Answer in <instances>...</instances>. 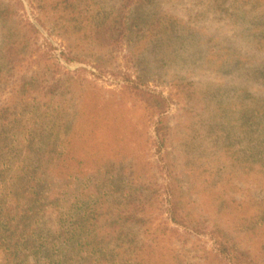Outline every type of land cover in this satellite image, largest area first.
<instances>
[{
  "label": "rangeland",
  "instance_id": "obj_1",
  "mask_svg": "<svg viewBox=\"0 0 264 264\" xmlns=\"http://www.w3.org/2000/svg\"><path fill=\"white\" fill-rule=\"evenodd\" d=\"M24 1L55 44L23 0H0L3 161L14 162L28 137L63 149L70 180L82 163L73 179L113 182L98 224L123 226L124 249L145 243V264H229L213 255L208 232L157 228L168 163L193 224L219 227L264 264V0ZM92 18L112 23L118 40L91 42ZM17 33L28 40L9 47ZM124 84L162 94L167 109L153 113ZM145 223L158 233L151 245Z\"/></svg>",
  "mask_w": 264,
  "mask_h": 264
},
{
  "label": "trees",
  "instance_id": "obj_2",
  "mask_svg": "<svg viewBox=\"0 0 264 264\" xmlns=\"http://www.w3.org/2000/svg\"><path fill=\"white\" fill-rule=\"evenodd\" d=\"M91 20L88 22L91 42L109 45L118 40L110 35L112 23L103 19ZM28 24L29 32L38 33L33 25ZM22 36V33L12 36L7 43L9 47H21L25 42L23 40H28ZM62 56L67 60L71 58L63 51ZM10 58L13 59L12 53L7 56V59ZM123 86L133 87L134 100L141 99L146 108L155 114L163 113L168 107L167 99L160 93L128 84ZM167 130L166 118L162 117L155 127L158 146L165 145ZM47 137L55 138L56 134L51 129ZM33 138L28 137L24 147L14 149L15 161L6 163L2 159L5 149L2 144H5L6 136H3L0 124V264H145L148 256L145 243L124 249L123 226L100 227L98 224L97 204L100 198L115 188L111 185L113 182L107 178L92 186L80 178L73 179L80 177L82 163L73 165L76 175L70 180L69 164L63 149L51 145L43 150L32 141ZM100 167L97 165L94 168ZM10 168L12 172L9 174ZM161 168H166L167 173L163 184L167 218L161 223L163 227L158 223L157 228L161 227L159 231H177L176 227L168 226L170 221L179 227L191 226L195 234H210L213 240L211 250L220 261L255 264L248 252L237 249L219 227L193 224L191 213L180 200L181 191L171 174V167L164 163ZM150 230L152 228L145 223L140 232L144 236L150 235L151 245L157 241L158 233Z\"/></svg>",
  "mask_w": 264,
  "mask_h": 264
},
{
  "label": "water",
  "instance_id": "obj_3",
  "mask_svg": "<svg viewBox=\"0 0 264 264\" xmlns=\"http://www.w3.org/2000/svg\"><path fill=\"white\" fill-rule=\"evenodd\" d=\"M23 4L25 6V9L27 11V14L31 20V22L33 23V25L42 33V35L48 40L50 41L52 44H55L54 41L49 37V35L45 32V30L37 23L36 20L33 19L31 13H30V10L28 8V5L27 3L23 0Z\"/></svg>",
  "mask_w": 264,
  "mask_h": 264
}]
</instances>
